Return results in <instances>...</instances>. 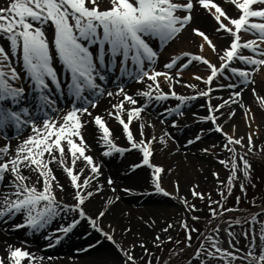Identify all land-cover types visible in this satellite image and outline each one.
Wrapping results in <instances>:
<instances>
[{"label": "snow or ice", "instance_id": "1", "mask_svg": "<svg viewBox=\"0 0 264 264\" xmlns=\"http://www.w3.org/2000/svg\"><path fill=\"white\" fill-rule=\"evenodd\" d=\"M223 3L231 5L235 14L222 6V0H9L7 6L0 7V38L4 41L0 43V138L6 140L0 145V218L13 221L17 216L22 217L21 222L10 224L12 230L27 227L34 234L40 233L56 217L70 214V222L57 228V232L68 234L81 223L87 224L120 252V264H139L143 257L135 255L137 247L149 257H155L146 240L140 239L138 244L128 247L118 243L115 228L111 224L107 225V230L102 226L107 209L95 215L86 211L92 198L105 194V183L113 194L117 189L111 176L101 181L104 175L102 163L91 154L84 130L89 124L96 126L104 156L139 150L142 159L131 167H150L154 190L173 195L161 186L162 173L171 169L166 170L151 159L155 142L158 140L166 145L172 139L171 134L164 132L157 138L148 133L146 129L155 125L145 122L142 117L151 103L170 98L179 103L166 111L181 116L184 115L183 105L200 97L206 98L207 114L198 119L210 122L209 130L214 128L222 134L223 140L200 151L213 156L229 170L226 182L219 179V172L212 173L222 185L220 196L225 195V188L231 194L241 174L245 181H251L253 165L249 155H256L254 138L259 134L260 126L252 128L255 113L244 102L243 93L247 86L258 104L264 106V92H258L255 86V76L264 72V0H223ZM201 11L213 21V32L221 42L194 24L196 14ZM189 29L192 37L199 38L198 43L192 41L197 44L198 51L173 50L161 63L164 52ZM245 33L253 38H245ZM206 47L215 56V62L204 54ZM191 66H202L206 73L191 74L192 80L199 83L183 79L185 70ZM124 78L143 87L130 94ZM113 82L114 91L108 88ZM177 85L192 89L193 94L178 93ZM218 90H229V95L227 98L217 96L220 103L214 104L213 93ZM105 96L118 98L110 104V110L105 111L122 126L128 148L116 144L105 116L94 112ZM138 97H143L144 102ZM61 100L67 101L64 107L60 105ZM231 105L243 112L249 128L245 135H236L235 124L231 133L225 131L220 122L221 117L228 121L236 115L237 109ZM226 107L229 108L227 112L221 111ZM134 121L138 122L135 130L132 127ZM177 125L173 119L172 126ZM26 129H30L29 134L23 136ZM203 131L201 129V133ZM13 132L15 137L23 136L15 145L12 144ZM201 139L202 135L196 134L186 143L194 145ZM217 149L230 155L221 158ZM260 152L264 154V148ZM57 171L68 179L72 189L71 202L57 196V190L67 191L65 184L60 183ZM176 186L178 191V181ZM197 188L198 185L191 189L192 195L205 199V194ZM240 188L243 192L247 190L244 183ZM179 198L189 212L196 210L195 204H189L184 197ZM119 199V196L115 197V201ZM207 199L210 205L216 203L224 212L231 211L219 201H212L210 194ZM115 201L107 199L109 205ZM209 211L214 218L223 215L211 207ZM259 215L250 216L251 231L243 233L246 238L250 237L249 248L243 256L221 246L218 223L199 237L194 249L192 233L199 229L190 226L187 218L181 221L185 241L174 240L171 235L166 239L181 246V252L192 249L187 264H213L214 261L235 264L237 260L241 264H264V221H259ZM192 219L199 220V217L193 215ZM241 222L228 221L229 226ZM257 222L259 229L255 227ZM144 223L150 226L155 221ZM172 227L173 224L168 223L155 234L154 247L162 248L165 240L161 233L166 234ZM123 231L130 233L132 227L129 225ZM228 235L235 233L229 231ZM46 238L51 240V237ZM55 239L59 241L60 238ZM26 243L23 241L21 246L6 244L0 264H42L44 258L30 252L24 246ZM48 246H52L51 243ZM161 261L174 264L171 254L167 260L155 257V264H161ZM93 264H107V261L97 260ZM144 264H154V261L145 259Z\"/></svg>", "mask_w": 264, "mask_h": 264}, {"label": "rangeland", "instance_id": "2", "mask_svg": "<svg viewBox=\"0 0 264 264\" xmlns=\"http://www.w3.org/2000/svg\"><path fill=\"white\" fill-rule=\"evenodd\" d=\"M9 0H1L0 7L7 6ZM224 6V5H222ZM226 8V6H225ZM245 38H253L249 34H243ZM212 38L216 40V36L213 33ZM195 41L198 43L199 38L196 37ZM3 39L0 38V43H3ZM195 44L196 52L197 44ZM175 47V46H174ZM174 47L168 49L164 52L163 57L164 60L168 57L169 53L173 50H176L177 52L181 49L183 51H186V49H183L182 46H178L177 48L173 49ZM173 49V50H172ZM192 52V51H191ZM204 54L208 56L209 59H212L215 62V56L211 52L210 49L207 47L204 50ZM198 72L200 75H206L204 72L203 67H196L191 66L184 72L183 79L185 81L189 82H196L192 80V73ZM255 79L257 81V84L255 85L257 87L258 92H264V72L259 73L255 76ZM227 83L228 81H224ZM199 83V82H196ZM239 83V81H237ZM143 87L142 85L138 84V88ZM204 86L201 84L200 88L202 89ZM247 86H245V91L243 95L245 96L247 94V97H244V102L251 106L252 111L255 113L256 120L252 124V128L255 129L257 125L260 126L259 134L255 136L254 143L256 145V155H249V158L253 165V172H252V179L251 181H245L242 177L240 180H238L235 183V187L232 189L231 194L229 195L227 193V189L225 188V195L223 197L220 196V190L222 188V185H220L217 181V178L212 175L213 172H219V179L221 181L227 180V177L229 175V170L225 168L223 165H221L217 159H215L213 156L207 155L205 153H202L200 151L201 148L208 147L212 144H220L223 140L222 134L215 131L214 128L210 129V122L209 125L206 127L203 125V122H201L198 117H193L192 115L187 116L188 109L184 110V115H172V117L166 119V122L168 120L175 119L178 122V125L176 127H173L172 124H161L160 126L157 125L154 128H147L146 131L152 135L157 136L159 138L160 135H162L164 132L170 133L172 139H169L166 145H162L157 142L154 144V155L151 158L152 163H155L157 165L163 166L166 170L171 169V171H166L165 173H162V181L161 186L165 188V190L168 193H172L173 195H164L162 193L156 192L154 190V182L152 180V169H146L147 171L146 176L148 175L149 178H145L144 183L142 184L141 190L138 192H141L143 194H147L149 192L154 193L155 195L154 200L151 202V206L149 204H136V199L131 198L130 204L132 208L136 211L132 215V222L130 223V226L133 227V223H135L137 226H145V221H151L154 220L155 223L151 224L150 226H145V229L148 231V234H144V236L141 233L133 234L132 237H127L124 235V239H120V243L124 245L125 247H128L129 245L133 243H137L140 239L148 241V248L151 253H155V257H162L163 260H167L169 255L173 254L177 250H181V246H177L171 242H168L166 239L167 235H171L174 240H180L185 241L186 234L185 230L181 226V221L185 218H187L188 224L195 225L196 228L199 229V232H193L192 233V246L194 247L196 244H198L199 237L205 232H209L211 230L210 226H213L214 224H217L216 221H221L220 227V241L221 246L224 248H228L229 250L237 252L238 256H243L245 252L249 248V238H246L243 233L245 231L250 232L252 227V222L250 220V216L252 214H260L258 219L259 221H264V212H262V209H264V154L260 152L261 148H264V106H261L258 104V102L253 98L252 93L250 91H247ZM165 91H167V88L165 87ZM176 91L181 94L189 95L191 92H193L192 89L177 85ZM193 94V93H191ZM229 95V90H218L213 93V99L216 101V103H220L219 100L216 99L217 96H223L224 98H227ZM140 98V97H138ZM144 102V99L141 101ZM204 103L206 102L203 101ZM159 104L160 109L167 110L169 108L173 109L179 102L173 101L170 103L163 102H153L152 104ZM207 103V102H206ZM187 105V104H186ZM205 105V104H204ZM236 105H231L232 108ZM229 108H226L224 112H227ZM207 114V108L205 109L204 115ZM185 118V120H183ZM106 119V118H105ZM107 120V119H106ZM165 122V123H166ZM221 123L224 124L225 131L231 133L233 131L232 125L235 124L237 126L236 128V135L242 136L245 135L246 132L249 131V128L247 127L246 120L244 118L243 112L239 110L236 115L228 121H225L223 117H221L220 120ZM109 123V122H108ZM86 126L84 133L89 132L88 127ZM121 126V125H120ZM201 129H204L203 133H201ZM201 134L202 139L198 142H196L194 145H188L186 141L188 139L193 138L194 135ZM246 142V141H245ZM185 147L188 148V150H183ZM183 150V151H182ZM220 153L221 158H226L230 154L227 152H220L219 149L216 150ZM91 154L94 156L97 162H100L102 157H99L95 155V152L92 150ZM114 158L118 157V153H114ZM105 158H108L107 156H104ZM113 159V158H112ZM117 160H113L109 162V165L112 168H115L116 165L121 168V170L130 171L129 166H131V163L124 162ZM123 163V164H122ZM122 164V166H121ZM103 170L106 171V168L104 167ZM131 171H134L131 167ZM104 172V171H103ZM62 173L60 171H57V176L61 175ZM64 180H66V184L68 185V179L66 176H63ZM142 178V179H143ZM114 179V178H113ZM179 182V190L177 191L176 182ZM244 183L246 187V192H243L240 188V184ZM198 185L197 190L205 194V199L201 200L195 196L192 195L191 189L193 187H196ZM260 188V191H257ZM117 189V188H116ZM124 188L119 187V191L121 193L125 192L123 191ZM262 193L263 196H261V199L259 200L260 206H256L254 210L252 209L255 205V203H252L250 200L253 194ZM210 194L212 201H219L223 204V207L225 209H231V211L224 212L223 209H221L216 203L209 204V200L207 199V196ZM179 197H184L188 200L189 204H195L196 210L194 212H189L187 207L184 205L183 201ZM237 197H239V201L237 200ZM129 199V198H128ZM122 201V198L117 201ZM123 202V201H122ZM144 208L146 213L140 214L139 210L140 208ZM216 209L218 212H223L222 217H212L209 211V208ZM245 209L246 215L243 216V212L240 214H236L234 216H238L240 218H235L233 220H241L242 222L240 224H232L229 226V223L227 220H225V224H222V220L226 214L231 212H236L237 210ZM87 210V209H86ZM250 211V213H249ZM138 212V213H137ZM195 215L199 217V220H193L192 216ZM64 218H67L66 223L70 222L71 215L65 214ZM211 221V223H209ZM243 221H248V223H244ZM168 223H172L173 227L168 230L166 234L161 233L162 238L165 240V244L162 246V248H156L153 246V238L156 233H159L162 228L167 227ZM111 223L103 224V226L107 230V225ZM129 224V223H128ZM112 225V224H111ZM129 225H124L122 228H126ZM113 227V226H112ZM255 227L259 229V223L257 222L255 224ZM114 228V227H113ZM231 231L235 233L234 236H229L228 232ZM120 232V230H118ZM116 233V232H115ZM207 234V233H206ZM205 234V235H206ZM116 238V236H115ZM232 241V244H235V248H232L231 245L228 244V239ZM197 247V246H196ZM88 248L81 247L80 253L85 252V250ZM120 254V253H119ZM135 255L137 257H143L139 261V264H144L145 259L152 258L155 264V257H149L147 254L144 253L143 249L137 247L135 249ZM191 255V254H190ZM189 255V256H190ZM91 256L87 255L85 258L90 259ZM173 258V257H172ZM122 259L121 254L116 258L117 264H120ZM188 258L186 261H184L182 264H187ZM81 264V263H80ZM108 264H113L109 262ZM161 264H163V261H161ZM213 264H217V262H213ZM219 264H222V262H219ZM235 264H241L240 260H237Z\"/></svg>", "mask_w": 264, "mask_h": 264}, {"label": "bare ground", "instance_id": "3", "mask_svg": "<svg viewBox=\"0 0 264 264\" xmlns=\"http://www.w3.org/2000/svg\"><path fill=\"white\" fill-rule=\"evenodd\" d=\"M1 3V0H0ZM223 3V0H222ZM230 14H235L232 7H228ZM194 24L197 26H200L202 29L207 30L210 34L213 35V21L210 20L202 11L196 14ZM215 34V33H214ZM216 36V41L221 42ZM194 37L190 34L189 31L185 32L184 35L181 37L176 48L178 46H182L183 49H186V51H192L196 52L195 50V44L192 42ZM195 40V39H194ZM181 50V49H177ZM164 59V58H162ZM161 59V60H162ZM164 61V60H163ZM161 61V63L163 62ZM138 88H134L132 91L135 92ZM247 97V94L244 96ZM118 98L112 99V98H103L100 102V105L97 109L94 110V112H99L101 114L102 110L107 107L108 110H110V104L117 102ZM172 99H169L168 101H171ZM205 98L200 97L196 100H192L188 103L189 110L187 113V116L193 115V113H196L197 115H204V111L206 108V105L202 107L205 103ZM212 103H216V101H212ZM232 108H236V113L240 110L237 108V106H233ZM151 107L147 108V112L142 113L143 120L145 122H151L155 126L163 124L161 120L165 119V114L161 113V110L157 107H154L152 109V115H149ZM155 110V111H154ZM223 111V110H221ZM107 116V114L105 115ZM111 118V117H110ZM113 119V118H111ZM136 121L133 122V129L135 130L137 126ZM119 124L118 122L110 124V128L113 130L114 139L116 144L120 145L121 147H129L128 142L126 140V137L123 135L122 130L117 126ZM203 125L206 127L209 125L208 122H204ZM91 137L87 138V141L90 142V144L93 145L95 151L100 156L103 154V146L99 142V132L98 129L95 128L93 131L90 132ZM185 150V149H183ZM182 150V151H183ZM142 159V153L140 151H136L132 154V156L127 157L124 159V162H129L132 164L139 163ZM103 161V158L101 159ZM123 162V163H124ZM122 163V164H123ZM121 164V166H122ZM106 168V171L103 170V168ZM146 168V166H145ZM130 169V166H129ZM102 172L104 175L100 178L101 181H105L106 177L111 176L114 178L115 181V187L117 188V191L113 194L111 190L108 188L107 184L105 183V194L104 195H97L94 198H92L86 206V211L90 214L95 215L98 213V211L102 209H107L106 215L103 218V224L111 223L112 226L115 228V236L118 243H120V239H124V235L127 237H132L133 234L141 233L143 236L144 234H148V231L145 229V226H137L135 223H133L132 232L125 233L123 231L124 228H122L125 224L130 225L132 222V215L136 212L134 208H132L130 201L131 199H126L119 201H115V197L119 196L120 199L125 195L119 191V187L121 188H128L132 192H138L141 190L142 184L145 181V178L148 179L149 176H146L147 171L141 167L138 169H135L134 171H125L121 170L118 165H116L115 168H112L110 165H108L106 162H103L102 165ZM64 174L58 175V179L60 183L65 184L67 191L60 192L57 190V196L58 198H61L65 202H71V192L72 189L69 185H67L66 180H64ZM143 176L145 178H143ZM143 178V179H142ZM111 199L115 201L113 204L109 205L107 203V199ZM119 199V200H120ZM139 201H142L143 204H149L151 206V200H154V198H144V199H137ZM140 214H145L146 211L144 208H140L139 210ZM138 213V212H137ZM61 217H56L52 223L48 226H46L45 229L41 230L40 233H33L30 229H16L12 230L10 228V224L12 223H19L22 220V217L17 216L13 221H5L3 218H0V255L4 254L6 249V244H21L23 241H27L25 244L31 252L35 253L38 257H43L42 264H93L94 261L97 260H105L107 261V264L109 262L113 264H117L116 258L119 256V251L112 245L111 242L105 240L102 238L101 234L97 232L96 230L92 229L87 224L81 223L78 225L71 233L64 234L62 232H57L56 229L63 226L62 222L60 221ZM129 223V224H128ZM102 224V226H103ZM120 230V232H118ZM149 235V234H148ZM59 237V241L55 239V237ZM46 237H51V240L47 239ZM100 241L99 244H97V241ZM54 243L56 244L53 249L44 250L43 247L48 243ZM94 245L92 248H88L87 251L83 254L77 253L79 249L83 246H89ZM87 255L91 256L90 259L85 258ZM48 257H52L53 259L49 260Z\"/></svg>", "mask_w": 264, "mask_h": 264}]
</instances>
